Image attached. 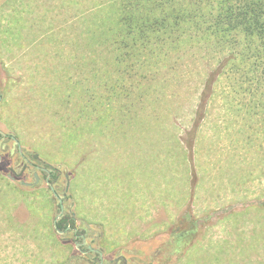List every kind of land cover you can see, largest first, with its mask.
<instances>
[{
	"label": "rangeland",
	"instance_id": "374dc122",
	"mask_svg": "<svg viewBox=\"0 0 264 264\" xmlns=\"http://www.w3.org/2000/svg\"><path fill=\"white\" fill-rule=\"evenodd\" d=\"M102 1L0 0V130L15 138L0 136V264H58L72 251L54 233L51 192L9 178L20 146L64 166L66 208L99 226L105 249L135 242L166 256L179 243L164 233L189 215L201 231L176 264H264V50L186 56L180 78L162 64L145 80L92 67L79 54Z\"/></svg>",
	"mask_w": 264,
	"mask_h": 264
},
{
	"label": "trees",
	"instance_id": "16d2710c",
	"mask_svg": "<svg viewBox=\"0 0 264 264\" xmlns=\"http://www.w3.org/2000/svg\"><path fill=\"white\" fill-rule=\"evenodd\" d=\"M97 6L105 13L87 25L79 59L92 60V67L103 60L113 62L118 72L139 75L140 80L159 73L153 69L159 64L180 78L186 56L205 59L208 50H228L227 62L249 58L253 45L264 50V0H106ZM207 103L196 112L195 134L206 118ZM67 218L59 221L61 229ZM189 235L185 228L174 232L179 245Z\"/></svg>",
	"mask_w": 264,
	"mask_h": 264
},
{
	"label": "flooded vegetation",
	"instance_id": "af4514ba",
	"mask_svg": "<svg viewBox=\"0 0 264 264\" xmlns=\"http://www.w3.org/2000/svg\"><path fill=\"white\" fill-rule=\"evenodd\" d=\"M0 135L4 139H15L7 133L0 132ZM19 154L24 161L23 168L20 173L12 171L9 174V178H12L11 176H13V179L15 180L24 176L33 178V182L27 185V187L38 188L43 186L47 191L51 192L54 203H57L58 205L59 211L52 221L54 233L65 246H72L70 257L61 264H75L73 263L75 260H77L79 264H138L135 258L140 257L144 259V262L139 264H155L154 262L157 260L159 262L158 264H176L178 258L183 255L181 252L187 251L199 237L201 231L199 229V223L187 215L176 221L171 228V231H168L167 229V232L164 233V235L168 234L167 241H170L171 238L175 237L173 229L178 230L179 228H185L190 232L189 239L185 243L175 247L179 249H171L166 256L159 253L158 250L156 254H153L152 252L146 253L144 250L145 246H136L135 242L123 246L122 248L118 247L112 250L105 249L101 246V242L105 240V233L98 229L99 226H92L84 220L76 218L74 211L72 212L70 209L66 208L65 199L68 195L67 188L70 181V175L65 173L64 166L44 162L39 157L35 158V154L30 158L24 153V151L21 153L19 152ZM2 163L4 165L6 162L4 156L0 152V165H2ZM3 167H5V165ZM4 169L6 171H8V169L10 171L12 170V168ZM186 214H190V212H187ZM65 216H68L67 222L62 223L63 228L61 229L58 223ZM195 226H197L198 229L195 228ZM194 229H196L195 232L192 231ZM155 233H158V231ZM159 237L160 236H158V238ZM127 256L129 257L127 258ZM173 258L176 259L173 260Z\"/></svg>",
	"mask_w": 264,
	"mask_h": 264
},
{
	"label": "water",
	"instance_id": "95a60500",
	"mask_svg": "<svg viewBox=\"0 0 264 264\" xmlns=\"http://www.w3.org/2000/svg\"><path fill=\"white\" fill-rule=\"evenodd\" d=\"M1 101H2V94L0 93V103H1ZM0 132L3 133L1 130H0ZM18 144H19V143H18ZM21 150H22V149H21V146H20V152H22ZM37 157H38V156H36V158H37ZM27 185H29V184H27ZM59 217H60V215H59Z\"/></svg>",
	"mask_w": 264,
	"mask_h": 264
},
{
	"label": "crops",
	"instance_id": "0c3cea01",
	"mask_svg": "<svg viewBox=\"0 0 264 264\" xmlns=\"http://www.w3.org/2000/svg\"><path fill=\"white\" fill-rule=\"evenodd\" d=\"M2 99H3V98H2ZM61 263H62L61 261L58 262V264H61Z\"/></svg>",
	"mask_w": 264,
	"mask_h": 264
}]
</instances>
